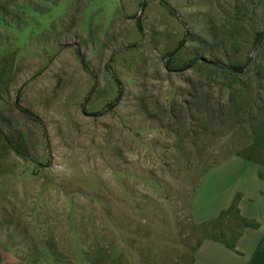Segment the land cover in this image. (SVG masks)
<instances>
[{
	"label": "rangeland",
	"instance_id": "obj_1",
	"mask_svg": "<svg viewBox=\"0 0 264 264\" xmlns=\"http://www.w3.org/2000/svg\"><path fill=\"white\" fill-rule=\"evenodd\" d=\"M263 30L264 0H0V264H192L202 174L264 164Z\"/></svg>",
	"mask_w": 264,
	"mask_h": 264
},
{
	"label": "crops",
	"instance_id": "obj_2",
	"mask_svg": "<svg viewBox=\"0 0 264 264\" xmlns=\"http://www.w3.org/2000/svg\"><path fill=\"white\" fill-rule=\"evenodd\" d=\"M232 208L247 223H231L238 233L233 245L219 237H203L192 264H264V164L239 154L202 174L191 202L192 220L198 226L209 225Z\"/></svg>",
	"mask_w": 264,
	"mask_h": 264
},
{
	"label": "trees",
	"instance_id": "obj_3",
	"mask_svg": "<svg viewBox=\"0 0 264 264\" xmlns=\"http://www.w3.org/2000/svg\"><path fill=\"white\" fill-rule=\"evenodd\" d=\"M263 36H264V30L258 32L255 36V43H258ZM208 67L213 69V70L225 73L229 76H234V77L236 76L237 77L243 72L242 69H243L244 65L241 66L238 64H231V65H229V67H220V65H218V64H213L212 66L209 65ZM239 155H242L248 159L258 161V162L263 164L262 160L254 157L252 155H243V154H239ZM215 164H217V163H215ZM214 165H212V166H214ZM232 217H237L241 224L242 223L247 224V223H245V221H243L240 218L238 211L235 208H232L228 212L224 213L222 215V217L217 222L203 226L205 233H206V236H204V237H213V238L219 237V238H222V240H224L226 243H228L229 246H232L233 242L236 239L237 234H238L236 231L230 229L231 228L230 227L231 222H229V220H230L229 218H232ZM207 227H209L210 230L209 229L207 230ZM225 227H226V229H228L229 233L231 234L230 237L226 236L225 230H224Z\"/></svg>",
	"mask_w": 264,
	"mask_h": 264
},
{
	"label": "water",
	"instance_id": "obj_4",
	"mask_svg": "<svg viewBox=\"0 0 264 264\" xmlns=\"http://www.w3.org/2000/svg\"><path fill=\"white\" fill-rule=\"evenodd\" d=\"M145 4H146V1L144 2L143 8H142V12H143L144 9H145Z\"/></svg>",
	"mask_w": 264,
	"mask_h": 264
}]
</instances>
